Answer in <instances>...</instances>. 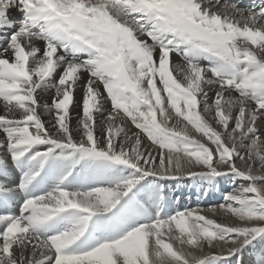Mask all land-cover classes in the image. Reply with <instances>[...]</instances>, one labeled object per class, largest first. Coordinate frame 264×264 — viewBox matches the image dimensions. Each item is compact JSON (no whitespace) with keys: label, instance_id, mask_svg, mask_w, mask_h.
I'll list each match as a JSON object with an SVG mask.
<instances>
[{"label":"snow or ice","instance_id":"6c2138e0","mask_svg":"<svg viewBox=\"0 0 264 264\" xmlns=\"http://www.w3.org/2000/svg\"><path fill=\"white\" fill-rule=\"evenodd\" d=\"M185 180L221 202L174 206ZM245 256L264 264V0H0V264Z\"/></svg>","mask_w":264,"mask_h":264},{"label":"bare ground","instance_id":"6f19581e","mask_svg":"<svg viewBox=\"0 0 264 264\" xmlns=\"http://www.w3.org/2000/svg\"><path fill=\"white\" fill-rule=\"evenodd\" d=\"M249 2H250V0H249ZM255 2L258 3L259 0H255ZM172 59H173V62L176 63V64L182 63V61H181V59H180L179 56L173 55ZM44 119H45V121H47L49 119V117L48 116H45ZM73 124H75V119L73 120ZM128 127L129 128H132V126L130 124L128 125ZM132 130L135 131L134 128ZM146 143H147V141H146ZM196 191H197L196 189H193L192 190L191 188H187V189H184L183 188V190H180L178 192L176 190L175 191V194L178 195L179 197L180 196L181 197H180V200H179L178 203L175 202L174 206L180 207V208L195 207L199 203L202 206H205L206 207L209 204H218L219 202H221V199H220L219 195H214V197L212 199H207V200H205V199H198V197L196 195ZM169 194H170L169 196H171V194H173V192L172 193L170 192ZM12 211H18V209L17 208H13ZM208 215L211 216L210 213ZM214 218H216L218 220L224 219L222 215L221 216H218V217H214ZM245 261H246V264H247V261H248V257L247 256H245Z\"/></svg>","mask_w":264,"mask_h":264},{"label":"rangeland","instance_id":"374dc122","mask_svg":"<svg viewBox=\"0 0 264 264\" xmlns=\"http://www.w3.org/2000/svg\"><path fill=\"white\" fill-rule=\"evenodd\" d=\"M169 184H170V185H175V182H169ZM190 184H191V181L185 180L182 184L179 185L180 187H178L179 190L177 189V192L180 191V190H183V188H184V189L190 188V187H189ZM187 186H188V187H187ZM191 189L193 190V188H191ZM173 191H174V189H173L172 187H170V188H169V193H170V192L172 193ZM175 191H176V190H175ZM185 191H186V190H185ZM197 191H198V190H197ZM169 195H170V194H169ZM171 195H172V194H171ZM180 197H181V196H180ZM186 200H187V199H186ZM174 204H175V202H174Z\"/></svg>","mask_w":264,"mask_h":264}]
</instances>
